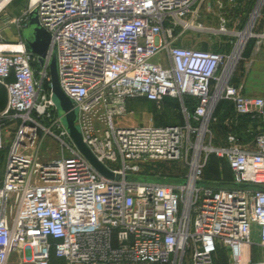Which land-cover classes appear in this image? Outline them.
Returning <instances> with one entry per match:
<instances>
[{"label":"built area","instance_id":"1","mask_svg":"<svg viewBox=\"0 0 264 264\" xmlns=\"http://www.w3.org/2000/svg\"><path fill=\"white\" fill-rule=\"evenodd\" d=\"M203 1L27 0L18 16L7 5L0 10L18 34L9 42L0 28V47L21 49L0 52V151L2 128L15 125L0 179V264L13 252L19 264H215L218 247L227 264H264V98L231 81L246 40L264 45V0H255L238 41L223 53L182 44L186 33L208 30ZM34 10L50 37L42 59L24 50L21 36ZM216 32L226 33L223 21ZM53 54L82 142L112 178L80 153L58 114ZM186 97L197 102L193 112ZM165 98L179 102L181 125L114 121L129 100L159 106ZM222 100L235 125L242 117L257 122L255 132L245 126L250 140L230 133L213 144ZM46 136L57 146L54 158L40 155ZM210 156L226 162L230 187L201 185ZM161 162L179 164L177 181L144 177L145 166Z\"/></svg>","mask_w":264,"mask_h":264},{"label":"rangeland","instance_id":"2","mask_svg":"<svg viewBox=\"0 0 264 264\" xmlns=\"http://www.w3.org/2000/svg\"><path fill=\"white\" fill-rule=\"evenodd\" d=\"M27 0H13L11 4L7 5L5 10L13 16H18L26 7ZM233 2H228L225 0H205L202 2L201 6V18L203 26L208 29L202 32H189L185 34V37L182 40L184 45L193 47L196 49H206L205 47H213L217 43L228 41L229 39L235 43L238 41V33L245 29L246 22L252 11L248 0H242L237 2L236 5ZM247 17V20L245 18ZM222 21L225 23L226 33L221 34L222 36L214 34L222 24ZM0 28H3V37L6 41L16 42L18 40V34L15 26L7 24L0 18ZM255 30V29H254ZM253 30V31H254ZM254 33V32H252ZM27 34V27L21 30V36L25 39ZM222 37V38H220ZM225 39V40H224ZM256 41V40H255ZM186 43V44H185ZM254 48L258 51H253L251 54L246 56L243 63L238 66V77L241 82L245 85L243 92L247 95L259 96L264 98V84L256 80V82L250 84V80H254L256 77L255 70H258L261 74V81L263 82V66L256 67V61H263L264 47L263 44ZM212 49V48H211ZM159 60V56L153 59L154 62ZM258 61V62H259ZM257 78V77H256ZM251 87V88H250ZM56 106L58 103L56 99H53ZM59 114V110H58ZM115 123L119 126L129 127V126H139V125H154V126H163L166 123L179 122L180 113L177 108L176 103L171 99H165L163 102L157 106L155 103L148 102L143 104L140 99L130 100L126 105V113L114 119ZM15 130V125L9 124L5 125L2 128L3 134V150L0 151V179L3 172V164L6 157L7 150L13 139V131ZM57 146L51 137L46 136L43 140V144L40 149V155L44 157L54 158L57 154ZM151 167H159L160 171L155 172L153 177H165L169 172V168L176 167L173 163H155L150 164ZM218 161H214V157H211L208 160L207 168L203 174L202 186L214 185L216 181L214 179H219L218 170ZM164 166V167H162ZM179 166V164H178ZM177 170L181 167L179 166ZM221 169L225 174V182H230L231 176L226 170L224 164H221ZM176 170V168H174ZM167 177V176H166ZM141 180V178H138ZM222 187H230V185H223ZM256 249L254 248V251ZM216 260L219 264H226V255L225 251L218 247ZM7 264H19V256L16 252L10 254ZM23 264H30L29 262H24Z\"/></svg>","mask_w":264,"mask_h":264},{"label":"trees","instance_id":"3","mask_svg":"<svg viewBox=\"0 0 264 264\" xmlns=\"http://www.w3.org/2000/svg\"><path fill=\"white\" fill-rule=\"evenodd\" d=\"M254 2H255V0H248L250 8L253 7ZM263 11H264V8H263ZM245 20H247V17L245 18ZM259 25L261 27V23ZM254 46H255V40L254 41L252 40L247 44L246 51H245L246 56L249 55L248 51H251V49H253ZM205 48L206 49H203V50H208V47H205ZM210 50L213 52H216V53L221 52V51L228 52L230 50V47L226 46L225 48H219V47L215 46ZM240 65H238V66H240ZM238 70H239V68H238ZM165 99H170V98H165ZM171 100H173L176 103L177 108H178L179 113H180L179 102L176 99H171ZM5 101H6L5 90L0 86V111L4 108ZM140 101L145 103V104L148 103V101H146L145 99H140ZM196 103L197 102L194 98L186 97L184 99V106L186 107V109L189 112H193V109H194V106L196 105ZM213 116L215 118V122L212 123L211 128H212L213 133H214V140H213L214 145L225 144V138L228 134H230V133H237L238 134L239 131L244 126H246V124H249V123H251L252 125L255 124V120H251L249 117H242L239 119V123L237 125H235L234 121H233L232 105L229 102L224 101V100L220 101L216 105ZM182 123H183V119H182V116L180 113V121L179 122L166 123V125H181ZM163 126H165V125H163ZM211 157H214V161L217 160L218 164H219L218 170H217V172L219 174V179H217V178L214 179L216 181V183H214V185L220 186V187H222L223 185H230V182H225V177H224L225 174L223 173V171L221 169V164H224L226 167V170L230 174V170H229L226 162L222 159L216 158L215 156H210L209 159ZM170 163H173V165H175L176 167L173 166V168H169L170 172L166 175L167 177L166 176L165 177H158V176L153 177V174L155 172H159L160 168L159 167L153 168V167H151V165L145 166V168L143 170V175L146 179L155 180V181L156 180L157 181L167 180V181H171V182L177 181L179 179L180 175H182L183 170H181V168L177 170V166H178L177 163H175V162H170ZM162 167H164V166H162ZM174 168H176V170H174ZM178 168H179V166H178ZM206 168H207V166H206ZM225 263L227 264V259H226ZM55 264H59V262H55ZM215 264H219V262L216 260Z\"/></svg>","mask_w":264,"mask_h":264},{"label":"water","instance_id":"4","mask_svg":"<svg viewBox=\"0 0 264 264\" xmlns=\"http://www.w3.org/2000/svg\"><path fill=\"white\" fill-rule=\"evenodd\" d=\"M1 1V0H0ZM24 41V50L37 55L40 59L44 58L48 49L50 37L38 24L36 11L30 13L27 26V34ZM0 47L1 53H17L19 48ZM49 74L51 77V91L53 99L57 100L59 113L63 116L64 125L68 131L69 137L80 151V153L95 167V169L102 175L112 178L113 174L109 172L102 164H100L90 153L86 145L82 142L80 132L75 126V111L71 101L63 94L58 84L57 68L55 55L51 56L49 63Z\"/></svg>","mask_w":264,"mask_h":264},{"label":"crops","instance_id":"5","mask_svg":"<svg viewBox=\"0 0 264 264\" xmlns=\"http://www.w3.org/2000/svg\"><path fill=\"white\" fill-rule=\"evenodd\" d=\"M205 1V0H204ZM225 1H228V2H230V0H225ZM241 2L242 0H232V2L233 3H235L234 5H236V3L237 2ZM201 6H202V4H201ZM201 6H200V9H201ZM200 13H201V10H200ZM262 13L264 14V11L262 10ZM260 22L258 23V24H256V26L254 27V34H258L259 32H260V30H261V27H260ZM220 36H222V35H220ZM220 38H222V37H220ZM241 39V38H240ZM225 40V39H224ZM254 41V40H256L254 37H250L249 39H247L246 40V42H245V45H244V48H243V50H242V53H241V56H240V60H239V63H238V65H240L241 63H243L242 61H244L245 60V58H246V55H245V51H246V47H247V44L250 42V41ZM232 40H228V41H225V42H223V43H221V42H219V43H217L215 46L216 47H219V48H225L226 46H229L230 47V50L229 51H231V49H232V47H233V44H234V42H233V44H232V42H231ZM239 42H240V40H239ZM239 42H238V44H239ZM183 44V43H182ZM186 44V43H185ZM184 45V44H183ZM215 46H213V47H215ZM213 47H209L208 46V49L210 50L211 48H213ZM263 47H264V45H263ZM11 48H14V47H11ZM228 51V52H229ZM253 51H258V50H256L254 47H253V49H251V51H248V54H251ZM223 52H225V51H221V52H218V53H223ZM263 57V61L261 60V61H256V67H261V65L263 66V69H264V55L262 56ZM238 65H237V67H236V69H235V72H234V75H233V77H232V84H234V85H237V86H241L242 87V90H244V87H245V85L243 84V82H241L240 80H239V77H238ZM263 72H264V70H263ZM255 74H256V77L254 78V80H250V84L251 83H254V82H256V80H260L259 82H261L262 84H264V74H263V82L261 81V74H262V72L260 73L258 70H255ZM251 88V87H250ZM264 87H262V89H263ZM130 101V100H129ZM128 101V102H129ZM127 102V103H128ZM143 103V102H142ZM143 104H145V103H143ZM246 125H249L251 128H252V130L255 132L256 131V129H257V122L255 121V124L254 125H252L251 123H249V124H246ZM245 126L239 131V133H238V135H240L245 141H247V140H250L251 139V135L249 134V135H246L245 134Z\"/></svg>","mask_w":264,"mask_h":264},{"label":"bare ground","instance_id":"6","mask_svg":"<svg viewBox=\"0 0 264 264\" xmlns=\"http://www.w3.org/2000/svg\"><path fill=\"white\" fill-rule=\"evenodd\" d=\"M10 0H1L0 1V10L2 9V8H4L6 5H7V3L9 2ZM246 34H247V32H246ZM245 36V33H243V35H240V42H239V46L242 44V40H243V37Z\"/></svg>","mask_w":264,"mask_h":264}]
</instances>
